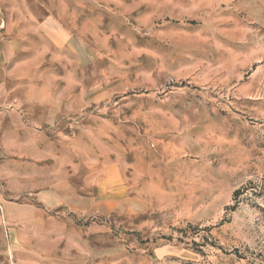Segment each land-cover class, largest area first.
I'll use <instances>...</instances> for the list:
<instances>
[{
  "label": "rangeland",
  "instance_id": "1",
  "mask_svg": "<svg viewBox=\"0 0 264 264\" xmlns=\"http://www.w3.org/2000/svg\"><path fill=\"white\" fill-rule=\"evenodd\" d=\"M10 1L61 30L105 264H264V0Z\"/></svg>",
  "mask_w": 264,
  "mask_h": 264
},
{
  "label": "crops",
  "instance_id": "2",
  "mask_svg": "<svg viewBox=\"0 0 264 264\" xmlns=\"http://www.w3.org/2000/svg\"><path fill=\"white\" fill-rule=\"evenodd\" d=\"M0 7L3 249L10 264H105V230L76 218L87 221L105 202L96 196L105 195V161L93 132L80 128L77 83H62L61 30L46 29L22 3Z\"/></svg>",
  "mask_w": 264,
  "mask_h": 264
}]
</instances>
